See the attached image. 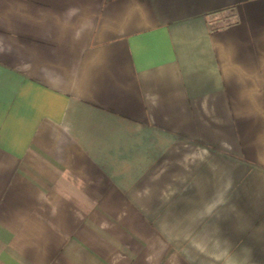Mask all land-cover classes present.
Segmentation results:
<instances>
[{
  "label": "crops",
  "instance_id": "crops-1",
  "mask_svg": "<svg viewBox=\"0 0 264 264\" xmlns=\"http://www.w3.org/2000/svg\"><path fill=\"white\" fill-rule=\"evenodd\" d=\"M0 264H264V0H0Z\"/></svg>",
  "mask_w": 264,
  "mask_h": 264
}]
</instances>
